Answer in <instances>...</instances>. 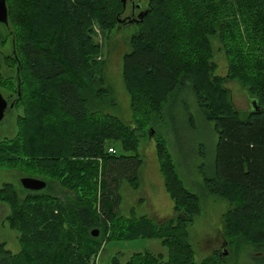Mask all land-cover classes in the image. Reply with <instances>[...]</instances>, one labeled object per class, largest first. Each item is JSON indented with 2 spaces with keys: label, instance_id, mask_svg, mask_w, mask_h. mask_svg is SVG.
Masks as SVG:
<instances>
[{
  "label": "trees",
  "instance_id": "16d2710c",
  "mask_svg": "<svg viewBox=\"0 0 264 264\" xmlns=\"http://www.w3.org/2000/svg\"><path fill=\"white\" fill-rule=\"evenodd\" d=\"M147 3L150 10L137 23L132 51L124 56L131 109L125 123L91 113L88 99L109 94L96 70L101 48L93 27L96 23L104 32L118 27L122 0H7L9 30L0 26L13 40L7 62L16 77L4 80L0 73V85L15 92L24 114L18 118V137L0 143V166L58 179L75 198L65 202L34 194L22 201L13 185H4L0 197L11 207V228L22 233L23 252L13 255L0 244V264H96L104 244L93 234L98 228L105 236L110 232L106 242L156 239L168 249L167 260L139 252L126 264H220L219 253L196 260L188 226L202 212L200 197L185 187L163 135L155 134L156 152L174 216L118 217L122 184L141 183L140 138L161 125L165 110L183 91L194 97L182 100L183 107L196 104L217 135L212 175H206L204 187L229 202L226 243L233 239L237 255L244 246L254 264H264V0ZM218 50L227 60L226 77L217 75L212 61ZM225 80L241 84L258 110L244 118ZM48 116L55 123L41 133L38 125ZM113 264H121L119 256Z\"/></svg>",
  "mask_w": 264,
  "mask_h": 264
},
{
  "label": "rangeland",
  "instance_id": "374dc122",
  "mask_svg": "<svg viewBox=\"0 0 264 264\" xmlns=\"http://www.w3.org/2000/svg\"><path fill=\"white\" fill-rule=\"evenodd\" d=\"M25 9L23 7V11ZM129 13L130 3L128 2L127 11L122 15V18ZM93 28L94 42L101 48V53L96 60V70L98 76L103 78L105 89L109 94L102 99L94 100L89 97V110L91 113L111 114L128 123L131 120L130 95L125 85L123 64L124 56L132 51L131 38L137 33L138 26L129 24L126 27H119L118 24V27L116 26L112 32H104L95 23ZM12 41L5 28L0 26V73L4 80L16 77V69L9 67L7 62V58L13 53ZM212 61L217 65V75L226 77L228 65L225 54L218 50ZM50 84L47 82L44 85L49 87ZM38 85L36 83L35 87L37 88ZM223 86L225 89L226 87L229 89L236 109L245 118L252 110L253 99L238 82L226 83L225 80ZM0 93L13 107L5 120L0 123L1 143L13 141L18 137V118L23 116L24 110L17 106L15 92L0 85ZM189 98L194 99L193 95L191 97L185 91L176 96L174 102L165 110L161 125L156 127L155 131L157 132L154 131L152 137H149L150 133L148 132V137L140 138L139 153L143 161L140 170L141 183L139 187H132L128 182L122 184L120 188L122 199L118 217L139 219L141 216H148L155 220L159 217L166 218L169 215L171 205H169L167 193L164 190V179L156 152L155 134L157 138L163 135L162 138L168 141L175 166L185 182V187L200 197L202 212L195 218L193 224L188 226L190 243L195 250L196 260L200 262L214 255L217 250L224 248L223 244L226 238L224 236V215L229 209V202L222 197L210 195L204 187L206 175H212L213 168L211 167L218 139L213 125L203 118L196 104L194 105L191 101L187 110L183 107L182 100ZM189 116L192 117V121ZM54 120V117L48 116L44 120L45 123L43 122L45 125H38V130L43 133L46 124H54ZM35 134L36 129L30 134V137L33 139ZM42 145L44 146L45 143L41 140L40 146L42 147ZM31 174H28L21 166L18 168L0 166V190L4 185L11 184L22 201L34 194L59 198L65 202L75 198L72 196V191L65 188L60 180L39 178L38 175L32 176ZM25 177L47 181L48 189L31 194L21 184V179ZM11 212L9 204L0 197V244L11 254L19 255L23 252L22 233L11 228L7 220ZM98 231L104 244L96 257V264H113V259L117 256H119L121 264H126L134 254L139 252H150L156 256H163L164 260L168 259V249L163 246L160 240L120 239L106 242L110 232L105 236L104 230L102 232L98 228ZM234 243L233 239H229V244L227 243L226 247L229 254L223 256L219 263L254 264L252 258L247 255V249L244 246L240 248V253L236 254Z\"/></svg>",
  "mask_w": 264,
  "mask_h": 264
},
{
  "label": "water",
  "instance_id": "95a60500",
  "mask_svg": "<svg viewBox=\"0 0 264 264\" xmlns=\"http://www.w3.org/2000/svg\"><path fill=\"white\" fill-rule=\"evenodd\" d=\"M126 1L127 0H122L124 6H126ZM147 5L150 6V3H148ZM148 6H147V10L143 11V13L139 15V19H137V22L144 20V17L148 14L150 10ZM0 24L5 26V28L9 30V13H8V8H7V0H0ZM18 77H19V68H18ZM18 86L19 88L21 87L20 80L18 81ZM18 94L19 96L21 95L20 90L18 91ZM251 104L254 110H258V104L256 100H253ZM8 109H9V103L0 93V123L5 119ZM153 135H154V131L149 134V137H152ZM21 184L26 190L36 191V192L44 190L47 186L45 181L37 179V178H32V177L22 178ZM93 234L95 236H98L99 231L96 230ZM226 246H227V243L224 245V248H223L224 250L219 251V256L221 258L229 254V252L225 250Z\"/></svg>",
  "mask_w": 264,
  "mask_h": 264
},
{
  "label": "flooded vegetation",
  "instance_id": "af4514ba",
  "mask_svg": "<svg viewBox=\"0 0 264 264\" xmlns=\"http://www.w3.org/2000/svg\"><path fill=\"white\" fill-rule=\"evenodd\" d=\"M128 2L130 3V13L129 15L125 16L124 18H122V15L125 13H123L122 15H120V18H118V24L119 27H123L126 25H137V19H139V15L141 13H143V11L147 10V2L146 0H127L126 1V6H124L125 11H127V7H128ZM9 103V102H8ZM10 105V104H9ZM224 244H226V240L224 239ZM223 244V246H224ZM220 250H217V252H219Z\"/></svg>",
  "mask_w": 264,
  "mask_h": 264
},
{
  "label": "crops",
  "instance_id": "0c3cea01",
  "mask_svg": "<svg viewBox=\"0 0 264 264\" xmlns=\"http://www.w3.org/2000/svg\"><path fill=\"white\" fill-rule=\"evenodd\" d=\"M167 197H168L169 205H171L170 210H169V215L166 218L165 217L164 218L159 217L160 220H167V219L172 218L174 216V201L171 199V197L169 196L168 193H167Z\"/></svg>",
  "mask_w": 264,
  "mask_h": 264
},
{
  "label": "built area",
  "instance_id": "2783aa9c",
  "mask_svg": "<svg viewBox=\"0 0 264 264\" xmlns=\"http://www.w3.org/2000/svg\"><path fill=\"white\" fill-rule=\"evenodd\" d=\"M110 152H111V153H114V151H113L112 149L110 150Z\"/></svg>",
  "mask_w": 264,
  "mask_h": 264
}]
</instances>
